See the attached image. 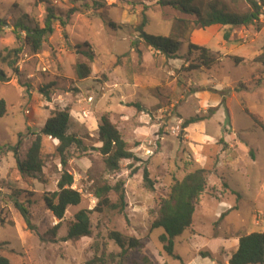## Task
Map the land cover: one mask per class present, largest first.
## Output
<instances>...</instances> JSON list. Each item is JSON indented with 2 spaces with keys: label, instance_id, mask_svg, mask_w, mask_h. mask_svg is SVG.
<instances>
[{
  "label": "rangeland",
  "instance_id": "1",
  "mask_svg": "<svg viewBox=\"0 0 264 264\" xmlns=\"http://www.w3.org/2000/svg\"><path fill=\"white\" fill-rule=\"evenodd\" d=\"M157 1L106 0L103 8L94 10L84 6L91 0H0L5 22L0 70L9 77L0 81V99L7 104L6 114L0 116V257L9 264H86L102 254L107 261L109 253L120 250L107 236L111 230L142 243L127 252L122 264H227L240 235L264 232V128L252 118L264 124V67L252 61L264 50V10L257 22L236 30L226 42L221 26H193L192 15ZM193 1L204 5L207 0ZM220 1L231 10H247L244 2ZM46 7L60 15L73 12L64 28L54 20L43 48L31 53L11 28L19 20L42 26ZM143 19L146 33L173 34L181 40L176 58L142 41L132 46ZM189 42L207 47L221 62L210 69L187 70L195 58L188 54ZM87 50L92 62L83 54ZM229 54L243 60L235 64ZM77 63H89L88 77L76 76ZM89 95L90 103L85 99ZM65 107L68 132L82 140L80 147L69 148L65 167L81 201L68 206L58 220L43 200L57 190L62 170L58 140L41 137L40 178L18 172L12 147L20 134L18 156L24 159L33 133L50 111ZM210 109L208 118L182 127L186 119L206 116ZM83 110L87 116L81 115ZM105 113L136 157L121 160L114 172L104 169L98 151L97 126ZM144 167L152 190L143 185ZM198 167L207 171L206 188L195 204L191 225L173 238V253L179 257L173 258L162 248L163 229L150 230V223L174 180ZM118 180L124 183L123 212L93 210L97 187ZM15 192L19 200L30 199L31 222L42 239L25 229L11 197ZM108 196L117 201L114 191ZM80 209L91 210L90 234L62 241L67 223ZM59 221L56 241L50 242L49 230Z\"/></svg>",
  "mask_w": 264,
  "mask_h": 264
},
{
  "label": "trees",
  "instance_id": "2",
  "mask_svg": "<svg viewBox=\"0 0 264 264\" xmlns=\"http://www.w3.org/2000/svg\"><path fill=\"white\" fill-rule=\"evenodd\" d=\"M106 0H91V5H84L92 7L94 10L103 8ZM231 3L244 2L247 6L245 11H235L228 8L227 5L220 0H207L204 5L194 4L193 0H158L157 3L163 6H171L182 13L193 16V26L205 29L213 25L220 26H248L259 20V16L263 14L264 0H229ZM73 12L72 9L65 14H58L53 7H46V16L43 25L38 24L28 26L22 21L16 22L12 26V32L17 40L25 44L31 53H37L42 48L48 37L53 32V21L58 20L62 28L67 24V19ZM145 22L142 20L137 27V39L131 42L132 46L137 45L139 41L157 50L167 58H176L177 52L182 44L181 40L173 34L169 35H151L143 30ZM5 22L0 18V33L3 31ZM113 27V23H109ZM224 39L228 38V34L224 33ZM85 45V44H84ZM20 51L17 49L16 52ZM195 54V58L188 65L187 70L205 68L210 69L221 62L222 58L219 55L212 53L207 47L188 43V54ZM83 54L87 57L89 62L93 60V54L87 50ZM1 57V53H0ZM229 58L235 63H240L243 58L240 56H230ZM2 59H4L2 57ZM252 61L259 63L264 67V50L256 55ZM91 73L89 63H77L75 66V74L79 79L86 78ZM9 77L0 70V81H8ZM7 112V104L3 99H0V116ZM212 113V109L206 116H193L184 121L182 127L189 124L196 123L200 120L206 119ZM253 121L259 123L262 128L264 124L258 121L255 115H252ZM69 109H54L51 110L46 118L43 126L38 132H34L30 146L28 147L24 159L18 156V149L21 144L20 134L19 141L16 146L12 147L16 166L18 172L22 176L32 178H40L41 170L44 166V159L42 156L41 137L50 136L57 139L58 144L56 150L59 154L62 170L57 180V190L48 195L43 196L46 208L52 215L61 220L64 216L65 210L68 206H74L80 203L81 194L76 189L72 188L73 177L66 170L67 152L72 146L80 147L82 140L76 135L69 133ZM98 139L101 146L98 147L99 153L103 157L104 169L107 172H114L120 168V161L126 159H136L134 153L127 148L126 141L123 139L121 133L114 123H112L108 115L102 114L97 126ZM206 169L202 167L195 168L187 172L181 179H175L170 186V191L167 197L160 200L156 216L150 223V230L161 227L163 234L160 235L162 248L167 255L173 258H179L173 253V238L187 230L192 223L195 204L198 197L204 192L206 188ZM142 182L145 188L152 190L153 185L149 177V172L146 167L142 171ZM123 181L118 180L114 185L104 184L97 187L94 194L98 199L93 210L102 212L104 209H116L123 212L124 189ZM110 191H114L117 195V201L112 202L108 196ZM18 193L11 195L13 204L20 216L22 217L25 229L34 232L39 239L42 236L38 234L37 227L31 222V215L28 206L31 203L30 199L19 200ZM32 196L30 193L29 197ZM91 210L80 209L74 216L73 220L67 223V232L62 241L71 239H78L82 236L90 234V218ZM60 227V221L57 222L50 230V242L56 241V232ZM108 238L112 240L119 248L118 253H109L107 261L116 264H122V260L129 250L140 248L142 246L141 240L133 236H125L119 231L111 230L107 234ZM106 261L105 256L94 255V257L86 264H103ZM0 264H9L5 257H0ZM138 264V263H134ZM227 264H264V232L252 231L242 234L238 237V245L236 250L231 254Z\"/></svg>",
  "mask_w": 264,
  "mask_h": 264
},
{
  "label": "crops",
  "instance_id": "3",
  "mask_svg": "<svg viewBox=\"0 0 264 264\" xmlns=\"http://www.w3.org/2000/svg\"><path fill=\"white\" fill-rule=\"evenodd\" d=\"M213 26H215V25H213ZM218 26H220V25H218ZM218 28L222 29V36L224 35V33L228 34V38L226 40V42H227V41H230V40L233 39L232 37L234 36L236 30H241V29H243L245 27L244 26H229V25H225V26H221V27H218ZM237 245H238V243H237Z\"/></svg>",
  "mask_w": 264,
  "mask_h": 264
},
{
  "label": "built area",
  "instance_id": "4",
  "mask_svg": "<svg viewBox=\"0 0 264 264\" xmlns=\"http://www.w3.org/2000/svg\"><path fill=\"white\" fill-rule=\"evenodd\" d=\"M42 69L45 70V67L43 66ZM85 99H86V101H87L88 103H90V102L93 101V96H92V95H89V96H87ZM26 112L28 113L29 110H26ZM81 115H82V116H87V111H86V110H83V111L81 112Z\"/></svg>",
  "mask_w": 264,
  "mask_h": 264
}]
</instances>
